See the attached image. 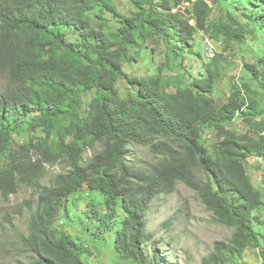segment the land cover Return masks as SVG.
<instances>
[{"label": "trees", "instance_id": "obj_1", "mask_svg": "<svg viewBox=\"0 0 264 264\" xmlns=\"http://www.w3.org/2000/svg\"><path fill=\"white\" fill-rule=\"evenodd\" d=\"M128 1L129 15L115 0H0V189L10 197L24 183L38 194L27 232L11 240L28 262L15 264H88L91 250L58 226L81 192L104 197L106 213L92 219L100 234L114 232L122 259L165 264L159 250H147L154 237L146 215L180 183L197 192L213 223L234 229L203 264H242L250 251L264 264L255 225L264 183L254 187L246 164L264 159V0ZM200 33L221 51L195 76L185 54ZM155 40L164 63L148 78L129 75L125 64H138L130 49L154 58ZM248 45V81L230 78L227 102L216 103L224 55ZM238 120L249 131L235 129ZM208 130L218 134L213 146ZM132 147L157 159L140 167ZM58 164L66 172L44 184L46 166Z\"/></svg>", "mask_w": 264, "mask_h": 264}, {"label": "rangeland", "instance_id": "obj_2", "mask_svg": "<svg viewBox=\"0 0 264 264\" xmlns=\"http://www.w3.org/2000/svg\"><path fill=\"white\" fill-rule=\"evenodd\" d=\"M196 1V0H192ZM118 9L126 15L132 11L128 0H115ZM211 5L212 3L209 2ZM190 2L185 1L184 6L190 7ZM182 8H180L181 11ZM216 14L210 18V23ZM189 23L194 26L195 22ZM207 37V36H206ZM201 39L200 34L194 37L193 54H185V62L188 69L195 76L203 71V67L209 63L205 59L203 43L208 46L207 37ZM151 47V45H148ZM217 53H220L221 46L215 43ZM154 58L146 56L144 51L136 56L135 49H130L138 64H125L126 72L131 76L139 78H148L154 75L160 64L164 63V48L160 40H155ZM195 52L199 55L196 56ZM253 48L248 45L241 47L240 51L233 57L225 54V64H222L224 71L222 78L227 74L224 80L216 87L214 97L216 103L223 105L230 96V78L236 77L238 83L248 81L243 68L245 61L253 60ZM155 64H154V61ZM151 69V71H150ZM3 81L0 79V88ZM119 89L123 95L128 94V89L124 82L119 83ZM93 98L92 95H89ZM235 129L249 131V128L240 120L235 124ZM209 137L205 138V144L213 146L218 141V134L214 130H208ZM23 142H26L23 140ZM33 159L37 160L40 155L33 154ZM131 156L134 162L145 167L155 161L154 155L141 147H132ZM247 164V170L253 180V185L257 190L262 189L264 183V159L260 160L250 157ZM46 176L44 184H51L52 177L56 173L66 172V168L58 164L56 166H46ZM38 198L36 187L29 184H21L18 193L7 197L0 189V264H15L17 259L28 262V259L20 256V249L12 245L11 240L27 232L31 209ZM107 211L104 197L99 193L86 192L76 194L70 199L67 210L59 216L58 226L72 238L73 241L87 247L91 250V256L86 255L84 261L88 264H133V261L122 259L114 250V232H102L100 234L99 222L95 221L93 216L104 215ZM260 221L255 222L256 230L262 234L261 240L264 248V211L258 213ZM212 215L203 203L196 191L184 183L177 185L175 191L169 195L157 197L150 205L146 215L147 232L153 235V244L147 246L155 247L163 255L165 264H203L202 259L209 255L212 243L217 240H227L232 236L234 229L213 223ZM99 233V234H98ZM242 264H262L261 255L250 251L246 254Z\"/></svg>", "mask_w": 264, "mask_h": 264}, {"label": "built area", "instance_id": "obj_3", "mask_svg": "<svg viewBox=\"0 0 264 264\" xmlns=\"http://www.w3.org/2000/svg\"><path fill=\"white\" fill-rule=\"evenodd\" d=\"M178 8H180V7H178ZM200 36H201V38L206 37L203 33H200ZM203 50H204L205 56H206V58L208 60L209 59H212L214 57V55H215V48H214V45L209 40H208V46H206L203 43Z\"/></svg>", "mask_w": 264, "mask_h": 264}, {"label": "clouds", "instance_id": "obj_4", "mask_svg": "<svg viewBox=\"0 0 264 264\" xmlns=\"http://www.w3.org/2000/svg\"><path fill=\"white\" fill-rule=\"evenodd\" d=\"M200 37H201V36H200ZM201 39H202V38H201ZM214 48H215V55H216V47H215V44H214ZM204 54H205V53H204ZM215 55H214V57H215ZM214 57H213V58H214ZM213 58H212V59H213ZM205 59H206L207 62H209V61L212 60V59H209V60H208V59L206 58V56H205ZM206 136L209 137V133H208V132L206 133Z\"/></svg>", "mask_w": 264, "mask_h": 264}]
</instances>
